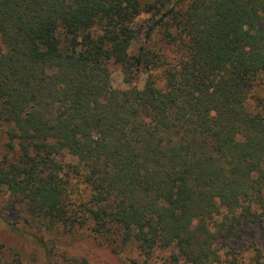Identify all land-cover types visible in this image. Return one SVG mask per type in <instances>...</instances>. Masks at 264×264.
Instances as JSON below:
<instances>
[{"label": "trees", "instance_id": "obj_1", "mask_svg": "<svg viewBox=\"0 0 264 264\" xmlns=\"http://www.w3.org/2000/svg\"><path fill=\"white\" fill-rule=\"evenodd\" d=\"M263 88L264 0H0V220L264 264Z\"/></svg>", "mask_w": 264, "mask_h": 264}, {"label": "rangeland", "instance_id": "obj_2", "mask_svg": "<svg viewBox=\"0 0 264 264\" xmlns=\"http://www.w3.org/2000/svg\"><path fill=\"white\" fill-rule=\"evenodd\" d=\"M113 72L114 86L127 87L121 72L118 69H114ZM137 84L142 87L143 81L140 80ZM262 94L264 95V88ZM20 230L0 220V251L7 262L5 264H16L18 259L21 260V264H68L73 259L82 258L87 259L90 264H125L131 263L134 259H138L139 262L144 260V257L139 256L133 248L118 253L111 246L100 243L96 238L83 237L80 234L59 238L56 243V253L50 257L51 263H49L42 247L30 233L33 229L26 228L22 232ZM163 255H165L164 252L158 251L150 264H161Z\"/></svg>", "mask_w": 264, "mask_h": 264}]
</instances>
